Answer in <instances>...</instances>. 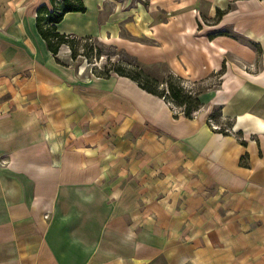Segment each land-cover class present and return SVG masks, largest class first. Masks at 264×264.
Segmentation results:
<instances>
[{
	"label": "crops",
	"instance_id": "crops-1",
	"mask_svg": "<svg viewBox=\"0 0 264 264\" xmlns=\"http://www.w3.org/2000/svg\"><path fill=\"white\" fill-rule=\"evenodd\" d=\"M82 4L58 32L166 63L201 110L52 54L50 0H0V264H264V0Z\"/></svg>",
	"mask_w": 264,
	"mask_h": 264
},
{
	"label": "trees",
	"instance_id": "trees-1",
	"mask_svg": "<svg viewBox=\"0 0 264 264\" xmlns=\"http://www.w3.org/2000/svg\"><path fill=\"white\" fill-rule=\"evenodd\" d=\"M82 0H50V7L42 5L37 10L36 25L39 33L47 43L48 49L56 55L61 45L69 46L71 58L76 56L75 42L87 38H77L70 34L60 33L56 30V23L60 21L64 13L68 11H83ZM100 55L98 49L96 58ZM87 58V57H86ZM136 63L117 61L108 67L96 70L92 65L91 72L97 76L107 77L110 74L126 76L134 80L145 91L163 98L166 102L172 101L176 106H184V115L190 117V112L197 109L202 103L200 100L201 88L188 89L184 82L185 79L174 74L169 66L164 62L155 63L168 70L166 77L158 79L149 73L146 66L139 62L135 57ZM214 117V114H211ZM222 131V129H221Z\"/></svg>",
	"mask_w": 264,
	"mask_h": 264
},
{
	"label": "rangeland",
	"instance_id": "rangeland-1",
	"mask_svg": "<svg viewBox=\"0 0 264 264\" xmlns=\"http://www.w3.org/2000/svg\"><path fill=\"white\" fill-rule=\"evenodd\" d=\"M119 1L125 3V0H119ZM97 49L100 53L98 58H96ZM75 50H76L75 58L74 59L71 58L72 59L71 60L70 57H68L66 60L76 66L81 64L80 69L85 68L86 71L89 70L91 65H94L96 70L99 71V69L103 68L104 66L108 67L111 63L117 61L136 63V60L133 58V56H130L124 50L118 49L110 45L109 43H106L102 40L95 38L82 39L80 41L75 42ZM65 52H67L68 56H71V51L69 46L63 44L59 47L58 53H60L59 55L62 56L64 60H65L64 57ZM142 64L146 66L145 69L149 73H151L153 76L157 77L158 79H162L166 77V75L168 74V70H166L162 66L160 67L158 65H155V63H149V64L142 63ZM219 83H220V75H218L217 73L213 75V80H211L210 82H206L204 86H207L208 84L219 85ZM184 84L188 85L189 87H193L194 89H198L202 87L200 83L192 84V81L189 80H185Z\"/></svg>",
	"mask_w": 264,
	"mask_h": 264
},
{
	"label": "built area",
	"instance_id": "built-area-1",
	"mask_svg": "<svg viewBox=\"0 0 264 264\" xmlns=\"http://www.w3.org/2000/svg\"><path fill=\"white\" fill-rule=\"evenodd\" d=\"M91 70H92V67H91ZM185 86L188 88V89H191L192 87H189L188 85L185 84ZM167 104L169 105V107L171 108V110L173 111L174 114H179V113H183L184 111V106H176L172 101H167ZM201 110V107L199 106L197 109L195 110H192L190 112V117H196L199 113V111ZM207 123L209 124V126L214 129V130H225V131H231L230 128L228 127H224L222 128L220 125H218L215 121H214V118L212 117L211 114L208 115L207 117Z\"/></svg>",
	"mask_w": 264,
	"mask_h": 264
}]
</instances>
